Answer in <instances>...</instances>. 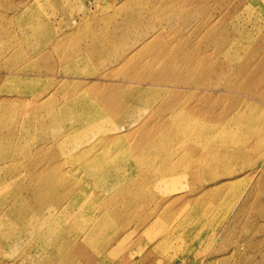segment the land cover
<instances>
[{
  "label": "rangeland",
  "instance_id": "374dc122",
  "mask_svg": "<svg viewBox=\"0 0 264 264\" xmlns=\"http://www.w3.org/2000/svg\"><path fill=\"white\" fill-rule=\"evenodd\" d=\"M193 1L0 0V158L13 155L0 160V264H49L62 253L70 256L60 264H264V131L246 135L232 124L237 141L218 151L177 144L202 140L213 111L227 120L242 99L264 112L263 99L220 92L210 74L227 58L244 61L248 28L226 53L197 50L207 64L173 60L175 87L143 79L164 76L162 60L192 58L189 47L207 45L215 8L227 0H205L204 14ZM255 3L240 8L241 21H260ZM248 73L223 80L245 87ZM124 96L134 100L120 106ZM100 107L125 113L93 114ZM32 162L52 192L75 187L65 211L48 216L50 186L29 183ZM133 175L142 178L137 186L122 181Z\"/></svg>",
  "mask_w": 264,
  "mask_h": 264
},
{
  "label": "bare ground",
  "instance_id": "6f19581e",
  "mask_svg": "<svg viewBox=\"0 0 264 264\" xmlns=\"http://www.w3.org/2000/svg\"><path fill=\"white\" fill-rule=\"evenodd\" d=\"M253 1L256 2L255 3L256 7L259 10V14H261V15H256V19L260 18V21H258V20L241 21L240 16H238V12L240 11V8H242V6H244L246 3H249V6H250V4L252 6ZM263 1L264 0H227V2H224L223 4H221V6L219 8L217 7V8H215L216 10L214 9L216 11L215 13H217V15H216L217 16L216 17L217 22L214 24V26L209 27L207 32H206V33H209V34H206V35H209V40L206 42L207 45H203V43H202V44H198L197 47H193V48L189 47V49L192 50L191 56H192V58L195 57V59H192L190 57V54H187V55H181L180 58H168L166 60H162L160 62V64L163 66H168V72L164 76L159 77V78L148 75V77L144 76L143 79L147 78V80L151 81L153 84H155V82L156 83L165 82V83L172 84L173 82H176L175 81L176 78H174L170 75L171 72H173V68H172L173 60L177 59L183 65H188L189 67L190 66L194 67L195 65H197L198 61H202L203 63L207 64L205 57H201V55H197L195 53L197 50L203 52V51L210 48L214 52L226 53L227 49H228L227 43L235 40V37L240 35L243 30L248 28V34H246V36L250 41H253V42L247 46V51L243 52V53H245L244 61L239 63L236 66H230L229 65L230 59L227 58V62H225V61L218 62L217 65L214 67V70L210 71V74L215 75L216 81L218 80V83H220V86H219L220 89L221 88H223V89L227 88L229 90H234L235 93H241L244 91V95H247L248 97L253 95V97L257 96V97L264 100V2ZM193 2H198L197 8L201 9V14H204L206 12L204 10V8L207 6V3L205 2V0H195ZM211 14L212 13H210L206 17L202 18V21L199 24L200 32L204 31L208 27V26H206L204 28V26L207 24L206 23L207 20L212 19ZM215 26H218L219 28L215 29ZM146 44L151 45L152 43L146 42ZM168 50H169V48H166V51H168ZM78 55H76V54L73 55L72 60L78 61L81 57ZM125 62L128 63V60L126 59ZM169 64H170V66H169ZM202 67L205 68L206 66L202 65ZM243 68L249 69V73L246 76L242 77V80H245V79L248 80V83H247V85H245V87L234 86L237 84L235 80H232L231 83L225 82L223 80V77L226 74H229V75L231 73H233L235 75L240 74V72L242 71ZM72 71L75 72V69H73ZM124 77L128 78V79L130 78V76H124ZM137 79H139V78H137ZM222 80L224 81V83ZM173 84H172V86H174ZM106 89H107V87H106ZM108 89H114V87L111 86ZM219 91L225 92L226 90L221 89ZM137 98H138V96H137ZM131 99L134 100V98H131ZM131 99L124 96V99L121 102H119L120 106H122L121 104H124V103H126V105L131 103ZM99 101H100V99L97 102L99 103ZM173 101L174 100H172L171 102H173ZM206 101L207 100H204L203 102L206 103ZM77 102H80L79 97H74L70 101V103L72 105H75ZM89 102H91V100H89ZM134 102H138V100L136 99V101H134ZM171 102L170 103L168 102L167 105L172 106L173 103H171ZM215 103L219 104L220 102H219V100H216ZM233 103H235V101H233ZM238 103H240V105H238L236 107L235 104H232L231 108L228 110L229 118H227V120H223V115L221 114V112L217 113V111H213L214 117H215L214 121H216V123L214 122L215 124L214 123H213L214 125L212 124V129L209 132L202 134L201 136H200L201 133L198 134V136L202 140L194 141V142H187V141L177 142L178 148H182L181 152H183V151L187 152L189 150L192 151V150H194L200 146L206 147V148L208 146H212V148L216 151L219 150V149H217L218 147L227 148L229 144H231V143L233 144L234 142L237 141V135H236L237 131L233 130V128L231 126L232 124L241 125V128H239L240 130H238V131H241L240 133H242V134L246 133V135H253V134H256L258 132L264 131V112L261 111V107L257 106L256 104H253L252 102H245L244 99H242V101L238 102ZM99 109H100V111L97 110L93 114L100 115V116L101 115L105 116V114L106 115L108 114L109 116H111L110 114H112V115H114L113 117L117 118V117H121L122 114L125 113V111L121 110V107L118 110L107 109L106 111H104L105 109L102 110L101 107ZM107 111H108V113H107ZM89 113H91V112H87L86 114H89ZM230 116H231V118H230ZM221 120L226 121L225 127H222L221 124L218 122ZM243 121H245V122L242 126L241 122H243ZM200 131H203V130H200ZM107 140H109V139L104 138V141H103V138H102L103 144H106V143L108 144L109 142H107ZM151 143H153L151 145H156V144H160L161 141H152ZM211 143H213V144H211ZM167 147L169 148L170 144H168ZM12 157H13V155H11L9 153V154L5 155L4 157H1L0 160L2 161V163H5L7 161H10V159ZM95 159L96 158L93 157L91 159V161H93ZM36 166H37L36 162H32L29 164V166H27V168L29 170L28 176L30 178L29 183H34L35 185H42V186L48 185V186H50V195L52 197V201H51V205H50L51 209L48 208L49 209L48 216H51L52 215L51 213L54 211L55 212L65 211L69 206V204L67 203L68 198L74 192L75 187H71V188L65 187V188H62L59 192H52L51 191L52 183L44 181V179H43L44 177L42 176V174L36 172L37 171ZM52 170H56V169L53 168ZM95 170H97V169L95 168ZM99 171H102V170L100 169V170H98V172ZM167 171H169V169ZM217 171H218V168L216 166H214L212 172H217ZM231 173H232L231 169H228V170H225L222 175H231ZM159 175L161 177V179H159L160 180L159 183H160L165 176H163V173H161V172H159ZM140 179L142 180V178H140L139 176L133 175L132 177L125 176L122 181L124 183L130 182L131 184H134L135 186H137L136 184ZM223 186L224 185L218 187L217 189L210 190V192H212L210 194H214V193L219 194V192H221V190L224 188ZM127 191L129 192L128 193L129 195L134 197V191L132 189H128ZM213 197H212V199L217 201L216 198H213ZM124 206H128V203H125ZM245 208L246 207H245V202H244L238 208L237 213L244 212ZM260 210H262V209L258 208L257 211H259V213H261ZM107 212L108 211L105 210V212H103L101 215L102 216L101 218L105 224L108 223V218L112 215V213H107ZM237 216H238V214H237ZM169 217H170V214H167L163 217L162 220H164L165 218L169 219ZM234 217H236V216L234 215ZM234 217L232 220L230 219L232 221L231 224L235 223L236 218L234 219ZM104 228H107V227H104ZM95 232H96V230L88 232L85 236V240H88V241L92 240V237H93ZM102 237L105 238L106 234L105 235L102 234ZM73 244H75V243H73ZM30 254H33V251H30L28 255H30ZM30 256H32V255H30ZM69 256H70L69 253H62L60 255V257L57 256L55 261L52 263L50 262L49 264H60L59 259L63 261V260H66Z\"/></svg>",
  "mask_w": 264,
  "mask_h": 264
}]
</instances>
